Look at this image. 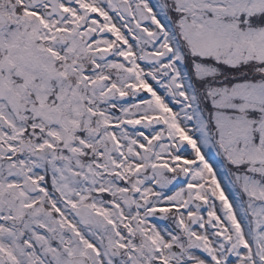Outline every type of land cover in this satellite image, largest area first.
I'll use <instances>...</instances> for the list:
<instances>
[{
  "label": "snow or ice",
  "instance_id": "1",
  "mask_svg": "<svg viewBox=\"0 0 264 264\" xmlns=\"http://www.w3.org/2000/svg\"><path fill=\"white\" fill-rule=\"evenodd\" d=\"M0 264H264V0H0Z\"/></svg>",
  "mask_w": 264,
  "mask_h": 264
}]
</instances>
